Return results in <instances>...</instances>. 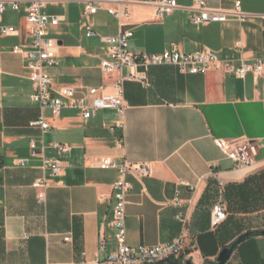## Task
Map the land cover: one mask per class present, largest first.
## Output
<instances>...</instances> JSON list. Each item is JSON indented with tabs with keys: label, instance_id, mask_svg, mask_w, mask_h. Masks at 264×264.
I'll return each instance as SVG.
<instances>
[{
	"label": "crops",
	"instance_id": "0c3cea01",
	"mask_svg": "<svg viewBox=\"0 0 264 264\" xmlns=\"http://www.w3.org/2000/svg\"><path fill=\"white\" fill-rule=\"evenodd\" d=\"M9 1L0 24L15 26L17 32L0 35V264H92L116 249L113 184L119 172L100 168L103 157L153 168L149 177L126 176L132 185L126 207L130 245L154 246L183 235L182 263L216 260L224 247L247 231L241 228L245 218L264 212V75L249 73L240 79L222 69L188 74L174 65L150 66L148 85L125 83V141L118 147L110 130L117 121L114 111L99 110L85 119L80 109L65 108L53 116L32 101L26 59L13 51L30 40L29 2ZM11 1L20 9L14 10ZM177 1L174 12L160 20L154 4L128 0L131 19L121 27L106 10L112 3H100L96 14L85 17L80 0H49L44 12L64 18L52 29L59 40L60 60L50 69L54 87L95 86L116 92L112 79L100 69L107 46L99 36L88 37V27L101 35L132 28V49L147 53L176 45L182 52L213 51L222 58L253 60L264 55V0H205L210 7L225 10L240 1L246 14L244 22L205 25L191 21L194 0ZM40 115L51 124L45 134L29 126ZM32 138L47 146L50 158L57 156L50 143L72 148L61 156L62 175L45 173L38 159L29 166L14 164L29 156ZM242 138L259 144L258 160L250 167L236 166L217 145L218 139ZM44 175L49 185L46 201L40 203L33 183ZM219 199L229 220L212 228V209ZM103 239L106 252L101 251ZM255 241L256 264H264V236ZM226 264L248 263L238 248Z\"/></svg>",
	"mask_w": 264,
	"mask_h": 264
},
{
	"label": "built area",
	"instance_id": "2783aa9c",
	"mask_svg": "<svg viewBox=\"0 0 264 264\" xmlns=\"http://www.w3.org/2000/svg\"><path fill=\"white\" fill-rule=\"evenodd\" d=\"M49 0H28L26 8V21L29 25L27 44H19L13 47L15 53L24 55L27 67L30 71V79L34 91L31 99L41 109H49L53 116H59L65 108H75L82 111L85 119L91 118L99 110H112L117 121L110 126L112 133L116 135V145H124V128L127 103L124 98V86L127 81H138L148 85L147 72L153 65H174L180 72L188 74H205L211 69H222L225 74L244 79L249 73L257 76L264 75V55L253 60L243 57L222 58L213 51H195L186 53L178 50L176 45L162 53H147L132 49L131 40L134 36L132 28L122 30L116 35H101L90 27L86 35L99 36L106 44L108 56L101 61L102 73L110 77L115 93L109 94L95 86H82L76 89L72 86L54 87L50 69L60 65L58 57L59 40L54 36L52 29L58 26L64 18L49 15L44 9ZM84 4L83 16L94 15L99 10V4L112 3L107 7V12L112 15L121 27L129 24L131 10L128 0H80ZM157 7L160 20L170 16L178 7L177 0H144ZM9 0H0V15L5 10ZM12 2V8L19 10V4ZM194 12L191 21L195 25H205L228 20L244 22L246 14L241 9V2L237 1L230 10L210 7L205 0H194ZM17 32L12 25L0 24V35H11ZM129 69L128 73H124ZM32 128L39 129L43 134L51 129V124L44 115L29 123ZM218 147L231 159L236 166L250 167L259 157V144L251 139H218ZM57 156L50 158L45 151L47 146H39L35 138L31 139L30 154L28 157L14 160L15 165L29 166L35 159L41 161V167L45 173L52 176H60L65 169V160L62 155L69 153L72 148L61 142L49 144ZM98 166L102 169H116L119 172L118 180L113 184L115 204L113 208L112 226L116 240V249L107 253L103 261L96 260L92 264H156L164 259L181 262L185 250V239L181 235L177 239L154 246H133L127 242V193L132 185L127 181L128 174L136 177H149L153 174L150 164L130 163L127 160L117 161L112 157H103ZM221 184V183H220ZM49 181L46 175L34 181L33 187L37 190L38 201L44 203L47 198L46 189ZM222 191V184L220 185ZM228 219L225 203L219 199L213 206L211 214L212 228H218ZM65 240L69 241L70 237ZM101 251L106 252V242H101Z\"/></svg>",
	"mask_w": 264,
	"mask_h": 264
},
{
	"label": "trees",
	"instance_id": "16d2710c",
	"mask_svg": "<svg viewBox=\"0 0 264 264\" xmlns=\"http://www.w3.org/2000/svg\"><path fill=\"white\" fill-rule=\"evenodd\" d=\"M228 220L229 217L227 221ZM263 230L264 229L247 230L246 232L240 233L236 237V239L233 240L236 241V246L234 248V251L239 248V251L243 254V258L247 259L248 264L259 263V261L256 262V260L259 259V253L257 250L255 237L260 235L264 236V234L262 233ZM231 243H229L227 246H230ZM202 250L203 253L206 254V250L204 248ZM207 262H210V260H207L205 263ZM157 264H163V262H158Z\"/></svg>",
	"mask_w": 264,
	"mask_h": 264
},
{
	"label": "water",
	"instance_id": "95a60500",
	"mask_svg": "<svg viewBox=\"0 0 264 264\" xmlns=\"http://www.w3.org/2000/svg\"><path fill=\"white\" fill-rule=\"evenodd\" d=\"M262 233L264 234V230L262 231ZM235 246H236V241H233L230 246H226L220 251L216 261H210V262H207L205 264H226L229 261V259L231 258ZM160 262L170 263V264H192V262L190 260H188L186 263H182V262H178V261H173V260L168 259V258L164 259Z\"/></svg>",
	"mask_w": 264,
	"mask_h": 264
},
{
	"label": "rangeland",
	"instance_id": "374dc122",
	"mask_svg": "<svg viewBox=\"0 0 264 264\" xmlns=\"http://www.w3.org/2000/svg\"><path fill=\"white\" fill-rule=\"evenodd\" d=\"M241 228L247 230L264 229V212L246 217Z\"/></svg>",
	"mask_w": 264,
	"mask_h": 264
}]
</instances>
